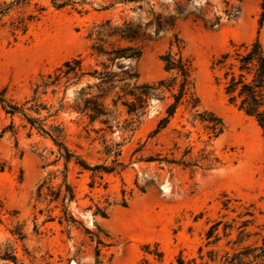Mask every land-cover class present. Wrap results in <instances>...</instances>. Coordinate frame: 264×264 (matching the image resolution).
I'll list each match as a JSON object with an SVG mask.
<instances>
[{
  "label": "rangeland",
  "instance_id": "1",
  "mask_svg": "<svg viewBox=\"0 0 264 264\" xmlns=\"http://www.w3.org/2000/svg\"><path fill=\"white\" fill-rule=\"evenodd\" d=\"M175 1L185 17L158 38L130 44L141 57L122 63L136 68L140 84L168 83L172 76L161 57L181 53L191 64L200 110L224 123L217 138L186 102L154 135L173 102L167 90L135 115L122 105L130 97L115 107L112 100L123 93L101 91L96 78L49 84L72 58L83 60L85 72L102 68L105 58L92 50L100 23L115 25L139 13L144 22L150 5L167 15ZM261 3L0 0V93L21 109L11 114L0 104V251L12 247L18 264H219L226 251L260 244L264 138L256 121L229 102L224 64L217 61L257 38L264 47ZM139 4L144 11H133ZM82 88L84 99L96 97L108 111L95 118L94 111H83ZM28 117L38 118L47 133ZM56 131L74 155L69 161L50 136ZM79 159L114 170L93 172ZM52 191H61L57 200ZM65 211L74 222L64 219ZM219 221L221 239L210 243L206 234Z\"/></svg>",
  "mask_w": 264,
  "mask_h": 264
},
{
  "label": "trees",
  "instance_id": "2",
  "mask_svg": "<svg viewBox=\"0 0 264 264\" xmlns=\"http://www.w3.org/2000/svg\"><path fill=\"white\" fill-rule=\"evenodd\" d=\"M143 1L150 5L151 0H119V3H141ZM174 5L173 11H168L167 15L162 12H156L153 6L150 5L149 9L145 11L144 22L142 21L141 13H139L137 19H126L122 23L115 25L111 19L100 23L96 27V42L92 46V50L94 52L93 55L105 58L100 63L102 68L100 70L95 69L93 73L85 72L82 65L83 60L79 57L72 58L58 69L59 74L49 84H55L61 79H65L68 83L72 79H77V82H79L86 76L96 78L98 80L97 87H103L101 91L112 92L119 88V91L123 93V95L117 94V99L112 100L115 107L124 96L130 97V100H123L122 105L126 107L128 114L135 115L145 110L148 99L152 96L164 99L162 94L167 90L171 93L173 102L167 106V115L159 120L153 132L154 135L167 127L179 106L186 102L191 111L194 112V119L205 124L210 136L217 138L224 130V123L220 117L212 112L200 110V100L194 92L191 64L181 53L173 54L170 50L161 57L165 71L172 76L171 81L168 83L167 79H162L153 84H140L136 68L124 66L122 63L124 60L137 62L141 57L140 49L130 44L140 39L158 38L172 29L178 20L185 17L186 9L176 1ZM261 9L263 21L264 0H262ZM137 10L144 11V5L139 4L133 8V11ZM215 25L216 23H212L211 27L213 28ZM231 58L233 59L231 60ZM217 64H224L225 93L229 98V102L256 121L262 130L264 138V47L259 38L251 44H241L235 50L234 57L230 53L222 55ZM114 67H118L119 71L113 70ZM84 95V88H82L80 92V100L83 101L82 110L94 111L95 115L92 118L103 115L105 114L104 111H108L105 104L96 97L84 99ZM0 104L7 109L8 113L14 114L21 111L19 106L10 104L2 93H0ZM28 121L32 127L36 126L46 132L38 118L28 117ZM50 136L60 148V156L65 157L69 161L74 155L60 141L59 131ZM62 150L65 151V155L61 153ZM78 164L84 169L93 172L100 169L105 172L114 170V167L100 165L91 167L81 159H79ZM68 194L69 200L72 201L74 194L69 187ZM60 195L61 191L51 192L54 200H57ZM247 214L251 215L250 213ZM64 219L66 221H75L68 211L64 212ZM248 223V220L243 221L240 228L246 227ZM220 224V221L213 223L208 230L207 239H213L210 243H217L221 239L218 232ZM225 226H227V229L228 225ZM240 234H243V231ZM229 235L230 233L225 231V236ZM0 260H12L15 264H18L12 247H8L4 252L0 251ZM210 261L216 262L217 255L211 254ZM180 262V264H185L183 261ZM219 264H264V237L260 244L255 243L243 246L233 252L226 251L222 255Z\"/></svg>",
  "mask_w": 264,
  "mask_h": 264
}]
</instances>
